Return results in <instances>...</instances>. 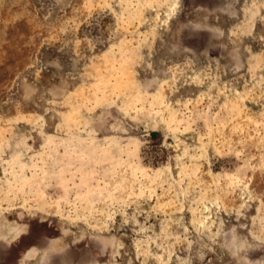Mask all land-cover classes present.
Listing matches in <instances>:
<instances>
[{
    "label": "rangeland",
    "instance_id": "374dc122",
    "mask_svg": "<svg viewBox=\"0 0 264 264\" xmlns=\"http://www.w3.org/2000/svg\"><path fill=\"white\" fill-rule=\"evenodd\" d=\"M0 264H264V0H0Z\"/></svg>",
    "mask_w": 264,
    "mask_h": 264
}]
</instances>
